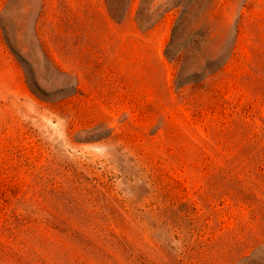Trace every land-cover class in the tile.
I'll return each instance as SVG.
<instances>
[{"label":"rangeland","instance_id":"1","mask_svg":"<svg viewBox=\"0 0 264 264\" xmlns=\"http://www.w3.org/2000/svg\"><path fill=\"white\" fill-rule=\"evenodd\" d=\"M0 264H264V0H0Z\"/></svg>","mask_w":264,"mask_h":264}]
</instances>
